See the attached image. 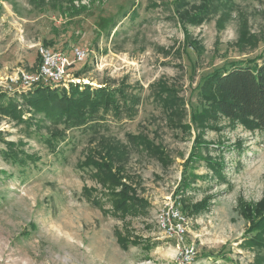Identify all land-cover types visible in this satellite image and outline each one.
<instances>
[{"label": "rangeland", "instance_id": "rangeland-1", "mask_svg": "<svg viewBox=\"0 0 264 264\" xmlns=\"http://www.w3.org/2000/svg\"><path fill=\"white\" fill-rule=\"evenodd\" d=\"M37 44L87 50L55 89H109L119 114L67 128L24 103L35 89L12 79L37 72ZM263 52L264 0H0V95L19 112L0 106V264H178L160 221L180 198L189 264H264V131L204 97Z\"/></svg>", "mask_w": 264, "mask_h": 264}, {"label": "trees", "instance_id": "trees-1", "mask_svg": "<svg viewBox=\"0 0 264 264\" xmlns=\"http://www.w3.org/2000/svg\"><path fill=\"white\" fill-rule=\"evenodd\" d=\"M205 88V99L213 101L224 117L232 121H250L256 129L264 131V52L245 64H234L229 70L223 68L216 71L206 78ZM9 98L7 94L0 95L1 111L18 117V102ZM7 99L9 100L5 105ZM22 100L31 108L42 112L53 123L63 124L67 128L87 125L89 122L100 120L101 115H108L111 110L116 114H119L120 110L113 92L106 88L94 89L90 86L81 89V86L77 85L69 91L39 86L32 94L24 95ZM139 143L141 144V140ZM103 168L105 171L99 178L101 182L105 183L110 177L113 180L118 178L117 173L112 172L111 166L103 164ZM116 185L121 188L112 194L116 210L127 212L136 201L130 195L131 191L127 185L119 179ZM177 204L184 215L186 207L181 198L177 200ZM257 208L260 209L258 213H263L264 201ZM256 229L260 234L258 239H255L256 242L252 243L257 246L264 245V218Z\"/></svg>", "mask_w": 264, "mask_h": 264}, {"label": "built area", "instance_id": "built-area-1", "mask_svg": "<svg viewBox=\"0 0 264 264\" xmlns=\"http://www.w3.org/2000/svg\"><path fill=\"white\" fill-rule=\"evenodd\" d=\"M36 48L40 57L37 72L34 74L23 73L12 79V84L21 82L20 86L16 87L19 92H28L39 86L56 88L66 81V76L72 67L85 62L88 58V51L78 47L72 50L71 55L54 51L43 44H37ZM3 86H6L10 92H13L12 89L15 87V85L0 84V87ZM160 222L168 237L176 238L179 248H181V258L178 264H189L192 248L185 244L188 223L183 213L171 207L167 217L161 218Z\"/></svg>", "mask_w": 264, "mask_h": 264}, {"label": "crops", "instance_id": "crops-1", "mask_svg": "<svg viewBox=\"0 0 264 264\" xmlns=\"http://www.w3.org/2000/svg\"><path fill=\"white\" fill-rule=\"evenodd\" d=\"M3 58H4V54L2 55V54H0ZM19 63V62H18ZM8 66H9V64H7ZM3 66H5V64H1V58H0V67H3ZM7 67V66H6ZM31 67V72H33V71H36V69H38V66H37V68L35 69V67L32 65V66H30Z\"/></svg>", "mask_w": 264, "mask_h": 264}]
</instances>
